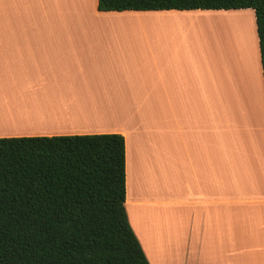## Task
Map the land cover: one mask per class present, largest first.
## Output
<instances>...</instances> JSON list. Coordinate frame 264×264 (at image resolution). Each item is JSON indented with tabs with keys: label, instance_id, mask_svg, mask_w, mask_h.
Instances as JSON below:
<instances>
[{
	"label": "crops",
	"instance_id": "obj_1",
	"mask_svg": "<svg viewBox=\"0 0 264 264\" xmlns=\"http://www.w3.org/2000/svg\"><path fill=\"white\" fill-rule=\"evenodd\" d=\"M97 2L0 0V138L120 134L124 207L149 264H264L255 53L214 67L202 47L247 12Z\"/></svg>",
	"mask_w": 264,
	"mask_h": 264
},
{
	"label": "trees",
	"instance_id": "obj_2",
	"mask_svg": "<svg viewBox=\"0 0 264 264\" xmlns=\"http://www.w3.org/2000/svg\"><path fill=\"white\" fill-rule=\"evenodd\" d=\"M254 13L264 86V0H98L100 12ZM120 134L0 138V264H149L124 207Z\"/></svg>",
	"mask_w": 264,
	"mask_h": 264
},
{
	"label": "rangeland",
	"instance_id": "obj_3",
	"mask_svg": "<svg viewBox=\"0 0 264 264\" xmlns=\"http://www.w3.org/2000/svg\"><path fill=\"white\" fill-rule=\"evenodd\" d=\"M244 12L247 13L242 12L243 14L232 15L234 17H228L226 19L227 25L225 30L223 31V39L218 38L219 42L217 39V43L213 39H211L208 43L203 42L202 47L204 51L208 50L209 63L212 62V65H214L215 67L217 65V62H220L223 57L225 58V62L228 63L227 65H234L237 58L240 61H242V59H246L247 54H249V56L252 55H250V52H252L253 46L257 66L255 78L257 83V90L259 91V101L257 102V105L260 108L261 114H264V92L260 86V83L258 82V70L260 64L258 58L260 56L258 55L259 51L256 45V26L254 24V16L252 17L251 15L253 13L250 10H244ZM241 56L243 58H240ZM226 98H231L229 93L226 94ZM222 108L227 112L232 111V109H226V101L222 104ZM230 108H232V105ZM244 112L240 113L250 114L248 112V108H244ZM240 113L236 112L235 114Z\"/></svg>",
	"mask_w": 264,
	"mask_h": 264
},
{
	"label": "bare ground",
	"instance_id": "obj_4",
	"mask_svg": "<svg viewBox=\"0 0 264 264\" xmlns=\"http://www.w3.org/2000/svg\"><path fill=\"white\" fill-rule=\"evenodd\" d=\"M243 58V57H242Z\"/></svg>",
	"mask_w": 264,
	"mask_h": 264
}]
</instances>
